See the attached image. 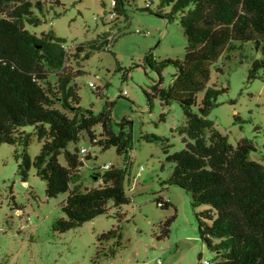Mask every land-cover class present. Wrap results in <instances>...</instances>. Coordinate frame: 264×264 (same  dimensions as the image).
Returning <instances> with one entry per match:
<instances>
[{
    "label": "trees",
    "instance_id": "1",
    "mask_svg": "<svg viewBox=\"0 0 264 264\" xmlns=\"http://www.w3.org/2000/svg\"><path fill=\"white\" fill-rule=\"evenodd\" d=\"M114 1L117 15L111 18L112 28L118 26L120 17L128 21V0ZM146 7L145 11L168 22L177 21L187 42L182 59L158 61L152 53L144 59L159 77L152 93L145 92L150 104L152 97L165 106L175 101L186 118L176 129L185 144L180 151L169 152L172 144L168 138L155 134L141 137L160 143L166 161L173 164L161 185L178 186L190 195L200 240L216 253L213 264H264V165L250 159L255 150L252 140L243 138L233 146L209 119L218 96L228 89L210 85L211 69L222 56L230 59L239 51L241 62L250 44L258 55L251 60L247 80L264 73V0H160L154 11ZM166 7L170 9L164 11ZM33 8L42 15L48 11L42 1L0 0V145L16 147L17 174L23 182L34 168L35 175L45 182L48 198L67 194L61 203L63 216L52 224L53 232L65 233L97 217L111 216L112 207L121 218L122 206L131 202L127 192L131 122L124 118L116 123L118 130L114 129L113 102L106 101L97 113L82 108L76 83L86 73L77 64L80 60H88L99 51L114 55L110 33L78 44L71 51L66 39L53 30L38 36L27 29V24L38 26L43 21ZM170 65L176 73L169 86L162 88V71ZM126 74L125 70L123 80ZM91 88L103 97L99 87ZM165 117L162 113L161 121ZM84 133L92 145L102 151L113 147L123 158L122 166L112 164L103 173L96 171L94 175L102 183L90 189H82L80 183L83 159L77 144ZM33 137L41 148L32 160L28 147ZM70 144H74L73 149L68 148ZM90 158L85 153L84 159ZM160 192L154 199L156 204L165 210L172 207L174 213L161 223L157 240L168 238L177 216L176 207L164 201ZM200 206L204 207L198 211ZM122 236L120 226L101 233L100 244L114 241L107 251L103 249L102 256L114 257ZM201 259L199 253L198 264H203Z\"/></svg>",
    "mask_w": 264,
    "mask_h": 264
},
{
    "label": "rangeland",
    "instance_id": "2",
    "mask_svg": "<svg viewBox=\"0 0 264 264\" xmlns=\"http://www.w3.org/2000/svg\"><path fill=\"white\" fill-rule=\"evenodd\" d=\"M32 1L46 2L48 11L42 15L33 8L43 21L38 26L27 24V29L38 36L53 30L57 36L66 39V46L71 51L78 44L110 33V49L114 55L99 51L88 60H80L77 64L86 73L78 77L76 83L82 108L97 113L106 101L113 102L111 120L114 129L118 130L116 123L124 118L131 122L129 158L132 163L127 191L131 202L122 206L120 213L124 216L121 218L115 216L117 209L112 207L111 216L97 217L65 233L53 232L52 224L63 216L61 203L67 194L48 198L45 182L35 175L34 168L23 182L17 174L16 147L2 144L0 264H154L156 259L161 260L160 264H198L199 253L202 261H213L216 253L209 250L198 235L190 195L178 186L161 185L170 176L173 164L166 161L160 143L141 138L144 134L168 138L172 144L170 153L185 147L183 136L176 131L186 121L180 105L173 101L165 106L158 97H152L150 104L145 94L152 93V86L159 80L157 73L144 61L148 53L158 61L184 57L187 42L178 22H168L164 17L145 11L147 3L154 11L160 0H128L125 5L128 21L120 17L115 28L110 26L112 0H57L59 4H54L55 0ZM169 9L166 7L164 11ZM243 53L246 57L241 62V54L236 51L230 59L222 56L213 65L210 85L228 89L218 96L217 106L212 109L209 119L233 146L243 138L252 140L255 150L250 153V159L264 165V73L260 71V78L248 81L251 60L258 54L250 44ZM125 70L127 77L123 80ZM174 73L176 69L171 65L163 69L162 88L169 86ZM90 82L102 90L103 97L95 94ZM162 113H166L164 121H161ZM25 129L29 131L31 127ZM99 132L97 127L96 133ZM77 146L86 148L91 156L84 159L85 154L80 155L83 159L82 189L102 183L94 174L96 171L103 173L105 164L123 165V158L115 148L102 151L90 143L85 133ZM73 147L74 144H70L68 148ZM40 148L41 143L33 137L28 147L32 160ZM60 161L65 164L63 157ZM158 192L162 197L167 196L177 209L170 234L163 240H157L160 225L174 210L172 207L165 210L156 204L154 199ZM116 226L122 231L121 244L115 248L114 257L102 256L114 241L100 244L98 236Z\"/></svg>",
    "mask_w": 264,
    "mask_h": 264
},
{
    "label": "built area",
    "instance_id": "3",
    "mask_svg": "<svg viewBox=\"0 0 264 264\" xmlns=\"http://www.w3.org/2000/svg\"><path fill=\"white\" fill-rule=\"evenodd\" d=\"M111 5H112V7H113V11H112L111 13H109V15H110V18H114V17H116V15H117V14H116V11L114 10V5H115V1H114V0H112ZM146 6H150L149 3H147ZM138 32H141V31L138 30ZM147 34H148V32H145V35H147ZM89 86H91V87H95V85H94L92 82L89 83ZM124 94H126L125 91H124ZM80 152H81L82 154H85V153H87V149H86V148H81V149H80ZM111 165H112L111 163H107V164H105V165L103 166V168H104V169H108V168H110ZM140 170H143V167H141ZM163 199H164V201H169V198H168L167 196H164ZM160 263H161V260H160V259H156V260L154 261V264H160ZM202 263H203V264H213L212 261H207V260L202 261ZM144 264H149V263H148V262H145Z\"/></svg>",
    "mask_w": 264,
    "mask_h": 264
}]
</instances>
